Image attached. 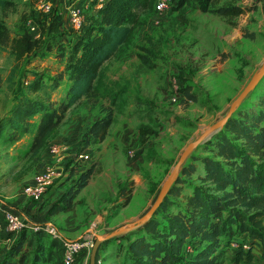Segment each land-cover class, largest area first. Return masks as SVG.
Wrapping results in <instances>:
<instances>
[{
    "label": "rangeland",
    "instance_id": "obj_1",
    "mask_svg": "<svg viewBox=\"0 0 264 264\" xmlns=\"http://www.w3.org/2000/svg\"><path fill=\"white\" fill-rule=\"evenodd\" d=\"M44 1L51 10L62 15V30L67 34L53 40L44 33L45 42L52 43V48L47 50L44 45L20 60H16L8 48L0 49V120L10 115L22 94L47 101L41 91L28 93L26 84L34 74H42L44 81L49 82L63 69L57 45L66 43L72 33H76L67 16L69 0ZM79 1L83 6L88 4L84 12L86 17L90 16L97 0ZM156 1L145 9H137L138 21L130 40L104 65L103 84L119 92L115 105L107 98L96 101L95 93L81 99L68 109L62 123L36 154L26 153L29 135L15 144L0 138V209L7 207L21 213L27 224L18 233L25 229L26 242L33 240L22 264L36 263L34 252L41 240L46 244L43 256H48V244L53 235L45 231L46 238L41 239L34 228L48 227L57 234L61 225L67 237L94 235L96 238L145 215L186 146L226 114L231 102L263 64L264 10L261 2L240 1L254 9L233 17V23H229L224 17L199 11L195 0L163 14L157 12ZM14 2V7L2 15L10 36L24 29L29 33L30 21L39 29L32 36L41 35L40 24L46 13L40 10L38 0ZM66 83L65 79L61 87L51 92V101L58 102L63 97ZM184 90L194 99H189ZM263 103L264 76L231 116L257 114L264 110ZM108 109L113 111L115 119L105 139L97 143L89 137V127ZM141 127L148 128L143 136L139 132ZM223 128L192 150L186 163L195 165L193 173L178 172L177 176L186 180L179 185L181 197H171L178 205L184 204L182 197L190 192V185L205 186L199 179L203 175L202 164L196 158L213 156L206 146ZM54 145L65 146V149L59 152L61 159L57 156L52 161L46 156H55L50 152ZM79 153H87L88 159L74 162ZM47 166H54L61 176L39 201L27 200L23 195L24 186ZM88 169L92 171L85 187L71 197L81 175ZM126 198L128 202L124 204ZM50 204H61L64 209L47 216ZM174 206L176 204L169 211L175 210ZM0 224L4 228L3 220ZM138 230L123 236L128 241L134 239ZM233 240L247 247V238H233L223 264H264V247L259 246L252 248L250 261L246 257L236 261ZM5 241L6 238L0 236V251L7 247ZM126 245L124 241L119 245L111 241L103 249L101 247L95 264H130L124 253ZM89 256L84 250L76 260L79 258L84 260L83 264H88ZM36 264L53 263L38 261Z\"/></svg>",
    "mask_w": 264,
    "mask_h": 264
},
{
    "label": "trees",
    "instance_id": "obj_2",
    "mask_svg": "<svg viewBox=\"0 0 264 264\" xmlns=\"http://www.w3.org/2000/svg\"><path fill=\"white\" fill-rule=\"evenodd\" d=\"M240 1L195 0L199 11L224 17L229 23H233V17L254 9L247 8ZM254 1L261 2L264 10V0ZM152 2L106 0L96 14L86 17L87 24L80 32H73L66 43L57 45L63 69L49 82L44 81L42 74H34L26 84L28 93L41 91L47 101L27 94L20 95L10 115L0 120V138L8 144H15L23 136L29 135L26 153L36 154L62 123L68 109L81 99L95 93L96 101L107 98L111 105H115L119 92L103 84L104 65L130 40L138 21L137 9H145ZM188 2L174 0L171 10ZM14 5V0H0V49L8 48L16 60L29 56L44 45L50 50L53 44L45 42L44 33L53 40L67 34L62 30V15L52 9L40 24L41 35L34 38L24 29L11 37L2 15ZM65 79L67 83L63 97L58 102L51 101V92L61 87ZM184 93L189 99H194L188 90H184ZM114 119L113 111L108 109L90 125L89 137L97 143L103 141ZM147 129L141 127L140 135L147 133ZM5 130L8 133H3ZM206 149L212 151L213 156L196 158L202 164L203 175L199 179L204 187L190 185V192L182 197L184 204L178 205L171 197H181L179 185L186 180L176 176L157 211L139 228L140 232L134 239L128 241L125 236H120L105 242L102 249L111 241L118 245L124 241L127 244L125 257L130 264H223L232 239L246 236L247 247L244 248V243L239 242L234 256L236 261L242 257L250 261L252 248L264 247V110H259L257 114L231 116ZM186 160L179 170L183 175L195 170V165L186 163ZM91 171L88 169L81 175L71 197L74 198L85 187ZM127 202L128 198L124 204ZM175 204V210L169 211ZM62 209L61 204H53L47 216ZM24 230L4 254L0 264H18L19 260L26 258ZM43 236L39 237L43 239ZM44 249L45 244L41 240L36 244V263L49 262L48 257L42 255ZM55 264L62 263L59 261Z\"/></svg>",
    "mask_w": 264,
    "mask_h": 264
},
{
    "label": "built area",
    "instance_id": "obj_3",
    "mask_svg": "<svg viewBox=\"0 0 264 264\" xmlns=\"http://www.w3.org/2000/svg\"><path fill=\"white\" fill-rule=\"evenodd\" d=\"M105 2L106 0H97L96 7H102ZM173 4L174 0H157L156 10L161 14L169 12ZM38 6L43 13L48 14L51 11V6L44 0H38ZM87 8L88 4H85L83 6V4H80L78 0H69V4H67L66 10L69 21L74 31L80 32L87 24L86 15L84 12ZM29 24V33L31 35L33 34V32L36 31L37 33L39 31L36 23L30 21ZM38 34L36 36H38ZM63 149H65V146L59 147L54 145L50 148V152L56 157L58 156L59 160L61 159L59 152ZM87 159V153H79L75 155L74 162H76V160L86 161ZM60 176L61 172L58 169H56L54 166H47L45 169L33 175L31 182L24 186L23 195L27 198V200L39 201L44 195L47 188L51 186L54 181L57 180ZM2 216L4 220V230L8 233L20 232L24 227H26L27 221L21 213L14 212L9 209H3ZM34 230L37 231L39 230V228H34ZM46 231L57 237V239L61 243L63 249L61 258L62 264H77V255L84 250H87L90 253L95 239L94 235L86 238L69 239L58 233L56 234V231L53 229L48 230V227ZM232 246L234 248H237L239 246V242L233 240ZM244 248H246V245H244Z\"/></svg>",
    "mask_w": 264,
    "mask_h": 264
},
{
    "label": "water",
    "instance_id": "obj_4",
    "mask_svg": "<svg viewBox=\"0 0 264 264\" xmlns=\"http://www.w3.org/2000/svg\"><path fill=\"white\" fill-rule=\"evenodd\" d=\"M263 76H264V62L259 68V70L251 77V79L248 81V83L242 89V91L238 94V96L231 102L226 114L221 119L213 123L206 130H204L196 140L191 141L186 146V148L180 154V157L178 158L177 162L174 164L169 175L165 179L164 183L162 184V187L157 195V198L150 207V209L148 210V212L145 215L141 216L140 218L134 220L133 222L120 226L108 234L102 236L99 235L96 236L92 248L90 250L88 264H95L96 254L105 242H108L111 239L123 236L133 230L141 228L152 218V216L154 215V213L157 211L158 207L164 200L165 196L168 194V191L171 185L173 184L174 180L176 179V176L180 170L181 165L189 156V154L192 152V150L196 148L199 144H201L203 141H205L207 138H209L214 132L222 129L226 125L231 115L236 110V108L241 104V102L246 98V96L255 89V87L257 86V84L259 83V81L262 79Z\"/></svg>",
    "mask_w": 264,
    "mask_h": 264
},
{
    "label": "crops",
    "instance_id": "obj_5",
    "mask_svg": "<svg viewBox=\"0 0 264 264\" xmlns=\"http://www.w3.org/2000/svg\"><path fill=\"white\" fill-rule=\"evenodd\" d=\"M78 2L80 3V1L78 0ZM93 8V7H92ZM97 10H98V8L97 7H95V9H93L91 12H90V14L92 15V14H96V12H97ZM68 16V15H67ZM107 63V62H106ZM105 63V64H106ZM47 158H50V159H52V161H54L55 160V158H56V156H46ZM51 205L52 204H50L49 206H48V208H47V210H46V213H48V211H49V209L51 208ZM3 209H9V210H11L10 208H7V207H3V208H1L0 209V222H1V220H3V216H2V211H3ZM11 211H14V210H11ZM15 212V211H14ZM56 214V213H55ZM54 215V214H53ZM52 216V215H51ZM4 221V220H3ZM46 224H50L49 222H45ZM60 225V224H59ZM0 226H1V231H0V236L2 237V238H6V241H5V244L7 245V247H5V249L3 250V251H0V261L2 260V258L4 257V254L9 250V248L12 246V244H13V242H14V240H16L18 237H20V234L18 233V232H16V233H11V234H8V232H6L5 230H4V228H2V224H0ZM48 226V225H47ZM27 227L28 228H32L31 226H29V225H27ZM60 227H61V225H60ZM58 227V234H60V235H62V236H64V237H66V238H69V239H74V238H70V237H67V236H65V234L66 235H68V233H67V231L64 229V226L63 227ZM44 229V230H43ZM43 229H39V230H37V231H39V232H37V231H35L34 230V233L36 234V233H39V236H41V235H43L44 234V236L43 237H45L46 235H45V233L47 234V232H45L46 231V228H43ZM33 233V232H32ZM63 233H65V234H63ZM52 235V234H51ZM15 237V238H14ZM27 235H26V239H25V246L27 247V250L28 249H31L32 248V244H33V240L31 239L29 242H26V240H27ZM244 238H247L248 239V237H246V236H243ZM46 238V237H45ZM79 238V237H78ZM76 239V238H75ZM45 240V239H44ZM43 241V240H42ZM7 242V243H6ZM51 246V247H50ZM36 249V248H35ZM48 256H46V257H48V260H49V262L50 261H52V263L53 264H55L56 262H59V261H61V258H62V254H63V249H62V246H61V243H60V241L57 239V237H55L54 235L52 236V240H51V242H50V244H48ZM46 251V244H45V249H44V251H43V253ZM99 252V251H98ZM43 253H42V255H43ZM34 254H36V251L34 252ZM78 256V255H77ZM83 256V255H82ZM83 259H84V257H83ZM34 260H35V258H34ZM24 260H19L18 261V264H22V262H23ZM77 261V264H83V262H84V260H79V258H78V260H76ZM85 263V262H84ZM34 264H36V263H34Z\"/></svg>",
    "mask_w": 264,
    "mask_h": 264
}]
</instances>
